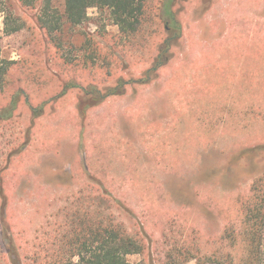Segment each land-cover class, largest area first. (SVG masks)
Wrapping results in <instances>:
<instances>
[{"label": "rangeland", "instance_id": "374dc122", "mask_svg": "<svg viewBox=\"0 0 264 264\" xmlns=\"http://www.w3.org/2000/svg\"><path fill=\"white\" fill-rule=\"evenodd\" d=\"M161 2L126 36L109 9L74 26L56 2L48 32L43 0H0V264H75L59 247L86 208L142 244L135 264H203L239 226L264 174V0H175L182 37L148 75L170 36Z\"/></svg>", "mask_w": 264, "mask_h": 264}, {"label": "trees", "instance_id": "16d2710c", "mask_svg": "<svg viewBox=\"0 0 264 264\" xmlns=\"http://www.w3.org/2000/svg\"><path fill=\"white\" fill-rule=\"evenodd\" d=\"M208 1L214 0H203V2ZM56 2L64 3L66 21L74 26L86 22L89 9H109L114 23L120 28V33L126 36L137 33L145 17L146 0H43L45 14L41 22L48 32L62 28L61 18L51 15L53 4ZM161 4L169 22L170 36L163 43L155 66L148 75H158V70L170 59L175 41H179L182 37V26L174 13L175 0H162ZM21 29L22 25L14 21L8 23L7 20L8 35ZM5 63L1 58L0 46V95L5 90L9 71ZM144 81L146 80H139L137 84L146 85ZM125 90V86L119 85L111 89L105 97L124 95ZM87 95H92V91L87 92ZM90 99L80 100L78 108L82 117L99 105L98 101L93 100L94 98ZM103 99L102 96L101 101ZM14 103L16 105L18 102ZM36 109L33 113L40 117L41 110ZM4 111L6 109H2L0 114ZM13 116L0 118V122L9 121ZM96 184L99 188H104L101 182ZM103 192L105 195L108 193L107 190ZM237 209L239 226L232 223L225 228L220 240V248L210 256H206L203 264H264V174L256 178L248 195L238 198ZM63 239L65 243L59 247V251L69 255L71 260L77 258L78 262L75 264H135L130 262L129 257L143 252L142 244L115 221L114 214L100 215L88 211L87 208L84 217L78 218V223Z\"/></svg>", "mask_w": 264, "mask_h": 264}]
</instances>
